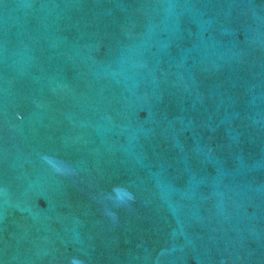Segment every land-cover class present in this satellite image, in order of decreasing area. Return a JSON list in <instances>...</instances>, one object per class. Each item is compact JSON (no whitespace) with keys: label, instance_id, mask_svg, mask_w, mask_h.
<instances>
[{"label":"water","instance_id":"water-1","mask_svg":"<svg viewBox=\"0 0 264 264\" xmlns=\"http://www.w3.org/2000/svg\"><path fill=\"white\" fill-rule=\"evenodd\" d=\"M0 264H264V0H0Z\"/></svg>","mask_w":264,"mask_h":264}]
</instances>
